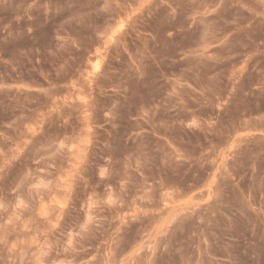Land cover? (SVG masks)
<instances>
[{"label":"rangeland","instance_id":"obj_1","mask_svg":"<svg viewBox=\"0 0 264 264\" xmlns=\"http://www.w3.org/2000/svg\"><path fill=\"white\" fill-rule=\"evenodd\" d=\"M0 264H264V0H0Z\"/></svg>","mask_w":264,"mask_h":264}]
</instances>
